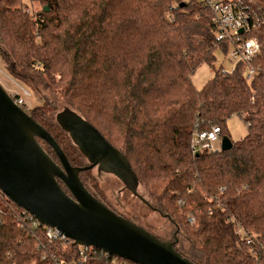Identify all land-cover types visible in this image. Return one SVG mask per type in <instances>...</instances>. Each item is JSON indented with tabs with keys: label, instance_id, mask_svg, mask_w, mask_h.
Here are the masks:
<instances>
[{
	"label": "trees",
	"instance_id": "trees-1",
	"mask_svg": "<svg viewBox=\"0 0 264 264\" xmlns=\"http://www.w3.org/2000/svg\"><path fill=\"white\" fill-rule=\"evenodd\" d=\"M31 1L0 0V64L37 93L49 92L40 105H18L75 166L88 162L49 113L68 107L94 125L130 161L144 198L168 215L175 227L169 239L188 259L264 264V0H243L258 17L256 75L246 80L241 62L230 71L215 69L199 89L196 68L213 67L217 48H231L217 38L213 14L201 1ZM233 115L248 128L241 140L227 151L192 152L195 132L218 126L223 135ZM90 172L79 173L84 186L128 218L106 202ZM43 230L0 189V264L40 261V243L57 254L79 249L72 240L48 241ZM91 249L86 264H112L111 256Z\"/></svg>",
	"mask_w": 264,
	"mask_h": 264
},
{
	"label": "water",
	"instance_id": "water-1",
	"mask_svg": "<svg viewBox=\"0 0 264 264\" xmlns=\"http://www.w3.org/2000/svg\"><path fill=\"white\" fill-rule=\"evenodd\" d=\"M55 119L86 158V166L70 163L57 140L15 102L0 82L2 192L43 225L59 229L77 245L92 246L136 264H196L174 246L176 238H159L114 212L84 186L79 173L96 167L119 177L143 203L168 217L139 193V180L130 161L94 125L68 107L57 112ZM39 139L53 150L56 160ZM232 146V140L223 136L221 150Z\"/></svg>",
	"mask_w": 264,
	"mask_h": 264
},
{
	"label": "built area",
	"instance_id": "built-area-1",
	"mask_svg": "<svg viewBox=\"0 0 264 264\" xmlns=\"http://www.w3.org/2000/svg\"><path fill=\"white\" fill-rule=\"evenodd\" d=\"M199 1H201L213 14L212 23L217 38L219 40H227L231 43L232 48L229 51V57L237 64L244 62V78L246 80L252 79L258 71L254 65V61L257 57L256 55L261 51V42H259L256 36L252 35L256 28L258 17L248 10L243 0ZM25 9L27 12H32L33 10L31 6H26ZM22 90L26 91V95L30 94L29 91L25 89ZM13 95L16 96L17 94ZM15 102L19 105L25 104L24 97L18 94ZM222 138V129H219L218 126H214L210 130L197 131L191 139L192 152L197 153L201 151V149H206L209 152L220 151L222 149ZM217 140H219V145L216 144ZM25 212L33 219L34 226H38L39 224L43 225L30 212L26 210ZM190 220L193 221L194 218L191 217ZM43 227L44 230L42 234L50 242L61 241L63 243H68V241L71 240L62 234L59 229L57 230L45 224ZM239 232H244V230L240 227ZM246 240L248 243H251L253 238L248 234ZM38 245H41V248L44 249L41 260L32 261L29 264H86L94 254V251L91 249L92 246L84 247L82 245H77L79 249L74 250L72 253L66 250V253L57 254L55 251H48L49 249L44 247L43 243ZM111 258L112 264H124V261H126L119 256H111Z\"/></svg>",
	"mask_w": 264,
	"mask_h": 264
},
{
	"label": "rangeland",
	"instance_id": "rangeland-1",
	"mask_svg": "<svg viewBox=\"0 0 264 264\" xmlns=\"http://www.w3.org/2000/svg\"><path fill=\"white\" fill-rule=\"evenodd\" d=\"M24 1L29 4L32 2L31 0ZM230 49L226 51L221 46L218 47L215 53L217 58L213 67L207 63H201L198 68H196L192 75V81L195 87L198 89L203 87L204 83L213 77L215 69L230 71L236 66L237 63L229 57ZM255 67L257 68L256 65ZM0 82L10 94H21L24 97L25 104L29 107L40 105L42 102L40 100V96L49 93L42 87L40 89L41 92L37 93L30 85L27 83L25 84L21 79L11 76L3 64H0ZM22 87L29 91L30 94L26 95V91L22 90ZM60 101L61 100L59 98V108H62V103ZM56 113V110L49 113L50 118L54 121L56 120ZM247 131L248 128L244 120L238 115H233L229 118L227 122V131L222 135V137L227 136L232 141H239L246 135ZM216 144L219 145V140L216 141ZM90 175L94 176V183H97L100 193H103L106 202L113 209L119 211L128 218H133L143 227L146 226L150 228L158 235L166 237V239L172 238L175 227L168 217H165L160 212L153 210L147 203H143L132 193L131 190L125 188L124 183L119 177L105 171H99L96 167L91 169L89 176ZM138 189L139 193L143 197L146 195L145 198H147L148 195L146 190L142 187H139Z\"/></svg>",
	"mask_w": 264,
	"mask_h": 264
}]
</instances>
